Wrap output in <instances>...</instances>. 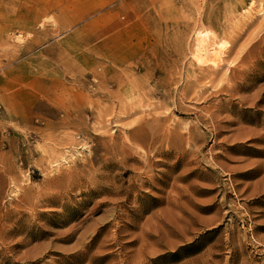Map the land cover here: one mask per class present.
I'll return each mask as SVG.
<instances>
[{
  "label": "rangeland",
  "instance_id": "rangeland-1",
  "mask_svg": "<svg viewBox=\"0 0 264 264\" xmlns=\"http://www.w3.org/2000/svg\"><path fill=\"white\" fill-rule=\"evenodd\" d=\"M0 264H264V0H0Z\"/></svg>",
  "mask_w": 264,
  "mask_h": 264
},
{
  "label": "bare ground",
  "instance_id": "bare-ground-1",
  "mask_svg": "<svg viewBox=\"0 0 264 264\" xmlns=\"http://www.w3.org/2000/svg\"><path fill=\"white\" fill-rule=\"evenodd\" d=\"M196 34H198V35H196ZM196 34H195L196 40L194 42L195 45L193 47V48H195L193 50H195V57L197 60L196 63L198 62V64H199V63H203V62H211L217 56V50L212 49V47H214V45H215L213 42V39H210V36L208 34H202V33H196ZM195 57L193 55L194 60H195ZM104 87H105V85H104Z\"/></svg>",
  "mask_w": 264,
  "mask_h": 264
}]
</instances>
